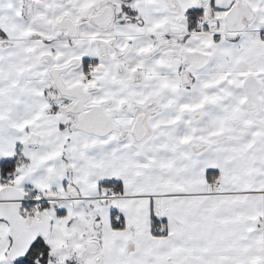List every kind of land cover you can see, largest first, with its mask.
<instances>
[{
    "label": "snow or ice",
    "instance_id": "1",
    "mask_svg": "<svg viewBox=\"0 0 264 264\" xmlns=\"http://www.w3.org/2000/svg\"><path fill=\"white\" fill-rule=\"evenodd\" d=\"M0 264H264V0H0Z\"/></svg>",
    "mask_w": 264,
    "mask_h": 264
}]
</instances>
